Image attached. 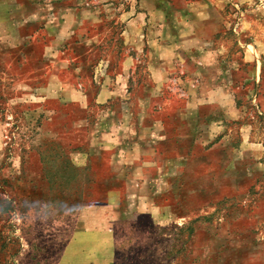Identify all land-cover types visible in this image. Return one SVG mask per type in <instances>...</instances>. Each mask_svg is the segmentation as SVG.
Wrapping results in <instances>:
<instances>
[{
  "label": "rangeland",
  "instance_id": "rangeland-1",
  "mask_svg": "<svg viewBox=\"0 0 264 264\" xmlns=\"http://www.w3.org/2000/svg\"><path fill=\"white\" fill-rule=\"evenodd\" d=\"M154 1L174 9L168 14L176 22L186 15L200 23L206 47L217 49L223 58L225 75L242 106L241 122L249 124L252 134L242 147V130L229 134L223 149L209 151L207 157L200 139L201 146L184 139L185 150L191 151V167L181 179L184 186L172 187L170 180L153 186L148 177L143 186L92 185L108 175L99 170L106 167L107 157H99L96 171L79 166V157L83 163L95 158L87 152L89 136L72 132L71 109L62 115L64 130L55 134V114L41 105L42 81L32 66L40 35L34 32L36 40L28 43L23 36L0 39V264H72L79 253L78 233L86 228L79 217L88 211L92 217L83 242L90 246L81 252L94 261L101 258L102 264L109 261V253V264H264V73L255 76V68L264 66V0ZM92 2L97 0L88 6ZM85 16L93 22L87 32L97 38V53L103 55L119 27L103 12ZM32 30L26 29L29 34ZM118 42L111 46L117 55ZM181 72L178 65L168 81L171 87L176 88L174 79ZM65 95L69 98L71 91ZM98 136L103 143V135ZM96 142L93 153L100 147ZM250 149L255 157L247 159L244 154ZM129 174L143 179L142 172ZM121 192L132 198L126 204L110 200L112 205L106 206L109 195ZM149 206L154 219L134 218ZM103 223L116 241L115 252L97 247L108 240Z\"/></svg>",
  "mask_w": 264,
  "mask_h": 264
},
{
  "label": "crops",
  "instance_id": "crops-1",
  "mask_svg": "<svg viewBox=\"0 0 264 264\" xmlns=\"http://www.w3.org/2000/svg\"><path fill=\"white\" fill-rule=\"evenodd\" d=\"M89 1L0 0V39L23 36L28 43L29 39L36 40L34 32L40 35L39 52L31 53L32 66L42 81L38 88L43 96L41 105L46 110L52 108L55 114V134L64 130L62 115L71 109L72 132L89 136L87 152L90 159L95 158L83 163L78 156L79 166L96 171V165L101 163L99 157H107L106 167L99 170L108 175L101 182L94 178L90 184L129 188L145 185L148 177L153 186L170 180L172 187H180L191 167V151L185 150V140L195 146L200 139L206 153L203 156L207 157L209 151L223 149L229 134H239L241 129L242 147L245 137L252 134L251 129L241 122L242 106L237 101L235 86L225 75L223 58L217 49L211 51L206 47L196 19L187 20L183 15L176 22L168 14L175 10L154 0H97L88 6ZM101 11L110 24L119 27L105 43L103 55L97 53L101 51L97 38L87 32L93 22L85 16L86 12ZM27 28L33 29L30 34ZM117 41L119 55L111 47ZM178 65L183 75L175 88L168 81L176 74ZM263 73L264 66L255 68V76L262 77ZM69 90L68 98L65 94ZM176 98L182 103L178 104ZM236 124L238 129H233ZM99 134L103 135V143ZM180 134L200 135L186 139L178 138ZM95 139L100 147L93 153ZM199 143L197 146H201ZM251 156L255 157L251 149L244 154L247 159ZM140 171L143 179L130 177L129 172L141 175ZM107 198L106 206L112 205L110 200L118 199L126 204L132 197L121 192L120 196ZM151 206L149 210L135 212L134 218L154 219ZM90 217V211L79 217L86 228L78 233L80 239L75 246L79 253L72 264H102L101 258L94 261L95 258L81 252L90 246L83 242L84 236H88ZM102 230H106L108 240L101 241L98 249L115 252L116 241L104 223ZM108 257L109 261L103 264H109L112 253Z\"/></svg>",
  "mask_w": 264,
  "mask_h": 264
},
{
  "label": "built area",
  "instance_id": "built-area-1",
  "mask_svg": "<svg viewBox=\"0 0 264 264\" xmlns=\"http://www.w3.org/2000/svg\"><path fill=\"white\" fill-rule=\"evenodd\" d=\"M181 74H183V72H181ZM174 81H175V84L178 83V82H179V78H178V77L175 78ZM183 96H185V94H183ZM10 119H11V118H10Z\"/></svg>",
  "mask_w": 264,
  "mask_h": 264
},
{
  "label": "trees",
  "instance_id": "trees-1",
  "mask_svg": "<svg viewBox=\"0 0 264 264\" xmlns=\"http://www.w3.org/2000/svg\"><path fill=\"white\" fill-rule=\"evenodd\" d=\"M239 103V102H238ZM117 250V249H116Z\"/></svg>",
  "mask_w": 264,
  "mask_h": 264
}]
</instances>
